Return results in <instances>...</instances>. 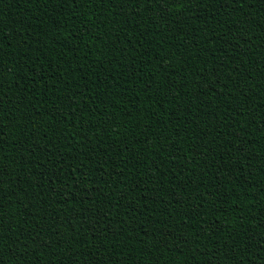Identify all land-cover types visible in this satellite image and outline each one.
Masks as SVG:
<instances>
[{
  "label": "trees",
  "instance_id": "obj_1",
  "mask_svg": "<svg viewBox=\"0 0 264 264\" xmlns=\"http://www.w3.org/2000/svg\"><path fill=\"white\" fill-rule=\"evenodd\" d=\"M0 264H264V0H0Z\"/></svg>",
  "mask_w": 264,
  "mask_h": 264
}]
</instances>
